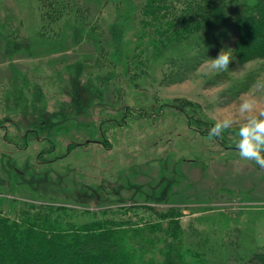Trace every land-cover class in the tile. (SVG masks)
I'll return each mask as SVG.
<instances>
[{"label": "rangeland", "instance_id": "obj_1", "mask_svg": "<svg viewBox=\"0 0 264 264\" xmlns=\"http://www.w3.org/2000/svg\"><path fill=\"white\" fill-rule=\"evenodd\" d=\"M85 1L91 21L101 24L95 33L68 20L59 37L46 39L37 34V0H0V205H182L185 227L216 222L230 238L263 246L264 169L240 159L234 131L211 138L208 131L214 116L234 112L264 76L262 60L232 57L227 71L204 74L207 59L193 65V56L192 69L172 81L170 73L181 71L174 54L175 64L156 58L133 80V67L100 59L132 49L128 0ZM176 98L196 102L209 126L191 129L176 107L156 114ZM124 104L153 114L125 115ZM72 142L79 145L68 153Z\"/></svg>", "mask_w": 264, "mask_h": 264}, {"label": "trees", "instance_id": "obj_2", "mask_svg": "<svg viewBox=\"0 0 264 264\" xmlns=\"http://www.w3.org/2000/svg\"><path fill=\"white\" fill-rule=\"evenodd\" d=\"M128 4V17L135 26L132 49L123 48L117 60L106 54L100 59L128 70L133 67V80L146 75L156 58L175 64L174 54L179 56L181 71L171 72V80H181L192 69L193 56L197 65L222 48L232 49V57L240 63L259 59L264 65V0H128ZM36 8L37 34L46 39L59 37L68 20L73 26L87 27L91 34L101 27L91 21L85 0H37ZM123 9L121 18L127 15ZM122 107L125 115L130 110L147 117L153 114L148 108L138 112L133 105ZM165 107L178 108L191 129L209 126L192 100L161 103L156 114ZM107 120L100 123L102 137ZM103 141L109 145L105 137ZM78 145L70 143L68 153ZM22 204L10 211L0 205V264H264V245H247L241 235L230 238L232 232L216 228V222L205 229L194 223L185 227L182 205H126L95 211L46 201Z\"/></svg>", "mask_w": 264, "mask_h": 264}, {"label": "clouds", "instance_id": "obj_3", "mask_svg": "<svg viewBox=\"0 0 264 264\" xmlns=\"http://www.w3.org/2000/svg\"><path fill=\"white\" fill-rule=\"evenodd\" d=\"M232 49L222 48L215 58L205 62L204 74L224 72L229 69ZM209 137H222L234 131L238 139L235 147L243 161L254 162L264 169V76L258 78L249 91L243 93L234 112L213 117Z\"/></svg>", "mask_w": 264, "mask_h": 264}]
</instances>
